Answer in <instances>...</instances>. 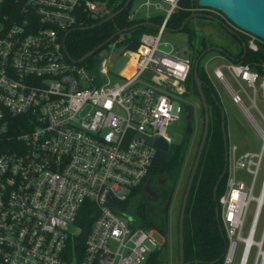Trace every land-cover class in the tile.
Wrapping results in <instances>:
<instances>
[{"label":"built area","instance_id":"built-area-1","mask_svg":"<svg viewBox=\"0 0 264 264\" xmlns=\"http://www.w3.org/2000/svg\"><path fill=\"white\" fill-rule=\"evenodd\" d=\"M160 1L166 7L144 3L146 10L164 11L160 27L140 35L137 47L125 52L129 75L120 72L111 82L105 59L95 76L63 51L65 33L107 15L105 2L0 0V264H146L162 246L153 238L158 229L134 225L121 204L159 151L150 139L159 136L170 147L165 127L182 119L178 100L188 93L192 61L173 47L158 48L165 24L179 10L205 11L242 36L246 51L256 53L264 42L218 11ZM222 67L233 84L219 67L215 78L261 140L258 153L228 145L225 189L217 197L226 238L222 264H234L238 245L235 264H264V171L254 196L264 159V115L256 105L257 94L264 96V62L228 60ZM240 170L249 184L238 178ZM83 210L91 221L78 242Z\"/></svg>","mask_w":264,"mask_h":264},{"label":"trees","instance_id":"trees-1","mask_svg":"<svg viewBox=\"0 0 264 264\" xmlns=\"http://www.w3.org/2000/svg\"><path fill=\"white\" fill-rule=\"evenodd\" d=\"M102 1L105 2L108 14H110L119 9L126 0ZM131 2L118 15L94 28L85 30L76 29L68 32L64 42L67 54L72 59L78 60L85 53L95 48L117 31L145 20L160 25L162 16H151L148 19L144 17L129 18L131 14ZM180 5L183 8L197 7V0H180ZM191 12L193 11L187 9L177 11L166 22V28H178ZM107 15L95 20H88L83 26L96 23ZM182 30H188L187 24ZM156 31L157 29L153 26H140L116 35L112 41H114L116 45H122L126 51L134 50L139 44V37L142 33H155ZM242 38L241 36V39ZM259 45L260 48L258 52L250 53L246 51L244 57L240 58L242 56V51L240 50L235 58H240V62L255 64L264 62V44L260 43ZM206 48L207 46L203 44L202 49L191 58L192 64L199 53ZM98 51L80 62L90 74L95 76H97V69L100 62V60L95 57ZM198 76L202 80V90L208 104L209 130L186 205L183 222V258L185 264H222V254L225 249L226 238L220 234L215 220L214 208L217 204V197L225 189L226 175L219 182L216 191V200L212 197L213 187L224 165V147L220 125L221 115L220 109L215 104L212 94L218 102L219 100L207 74L203 69H198ZM186 85L189 90L192 89L193 93L198 96L192 71H190ZM201 114L203 119L202 107ZM183 146L184 141H181L177 145L170 146L167 152L157 151L145 180L139 185L137 190L132 193L131 197L121 204V207L125 209L132 218L134 225L141 228H156L162 235L166 236V225L163 216H154L147 210V201L143 192V186L148 179L152 181L155 177L160 176L166 182V193L168 194L169 189L177 181L183 165L185 156ZM90 221L89 211L83 210L77 221V224L83 229L81 235L77 239L78 242L84 240ZM165 247L166 241L163 242L159 249L151 253L146 264H166V257H163Z\"/></svg>","mask_w":264,"mask_h":264},{"label":"rangeland","instance_id":"rangeland-1","mask_svg":"<svg viewBox=\"0 0 264 264\" xmlns=\"http://www.w3.org/2000/svg\"><path fill=\"white\" fill-rule=\"evenodd\" d=\"M146 1L156 4L159 3L162 7H166V5L160 0H132L130 12L138 13L139 17H144L146 15H149L150 17L164 15L163 10L155 9L153 7H151L150 10H146V7L144 6ZM204 13L207 12L204 11ZM172 29L173 27H167L161 36V40L170 43L173 47V51H176L179 57L190 56L193 58L196 55V52L202 49L203 43L206 44L207 47L215 46L222 48L232 57H235L241 50V44L236 37L225 31L218 23L207 18H191L187 23L188 30L173 31ZM183 49L186 50L183 51ZM125 52L126 50H124L122 45H116V43L112 41L96 53V58L99 60H106L109 68L107 76L111 82L118 80V74L120 72L123 75H129L130 73V55ZM226 64H228V59L224 54L211 50L201 58L198 69H203L207 74V77L211 85L214 87L217 98L225 113V128L227 132L228 145H236L238 151H254L258 153L261 148V140L259 136L254 131L249 121L245 118L242 111L232 102L230 95L227 93L223 85L213 74L214 69L219 67L226 81L230 85L233 84L231 78L226 73V70L222 67V65ZM103 82H106V78H103ZM184 101L193 106L195 130L193 137L191 138L192 141L190 142V148L187 151L184 163L181 167L168 207L166 218V236L162 235L160 232L153 233V238L157 243L161 244L163 241H166V247L164 248L163 254V257H166V264H178V213L202 127L201 107L197 95H188L184 97ZM243 103L246 107H249V102L245 98L243 99ZM256 105L264 115V96L260 93L257 94ZM249 113L252 117L258 118L256 111L253 108H249ZM178 123L179 122L165 127V132L171 138L170 146L177 145L182 141V131ZM263 171L264 159L261 163L260 171L256 179L254 196L258 195ZM237 175L238 178L242 179L246 184H249L250 178L244 173V171H238ZM155 178H157L154 180L156 184L158 183L157 181H159L158 179H163L160 176ZM253 210L254 203H251L247 209L246 227L243 235H246V228L252 218ZM263 219L264 211L260 217L259 227H261ZM239 252L240 247L238 245L234 254V264L239 256Z\"/></svg>","mask_w":264,"mask_h":264},{"label":"water","instance_id":"water-1","mask_svg":"<svg viewBox=\"0 0 264 264\" xmlns=\"http://www.w3.org/2000/svg\"><path fill=\"white\" fill-rule=\"evenodd\" d=\"M132 0H126L124 4L117 9L116 11L108 14L106 17L103 19L99 20L96 23H93L91 25L83 26L76 28L78 30H85V29H90L94 28L110 19L118 15L120 12H122L131 2ZM197 7L200 10H205V9H212L215 11L220 12L225 16V18L236 28L248 32L250 34H253L254 36L258 37L260 40L264 42V0H197ZM193 17H202V18H207L210 19L216 23H218L225 31L228 33L232 34L234 37L238 39V41L241 44V51H242V57L246 54V46L245 42L241 39L239 34L229 25H227L225 22L222 20L212 16L211 14L203 13L202 11H195L191 14H189L186 19L182 22V24L178 28H173V31H181L184 26L190 21L191 18ZM140 26H153L156 29L160 27L158 24H153L152 22L145 20L143 22H139L136 24H133L132 26L125 27L119 31H117L115 34L111 35L109 38L104 40L102 43L97 45L95 48L92 50L88 51L85 53L82 57H80L78 60L72 59L66 52L65 45H63V51L66 55V57L73 62L80 63L84 59H86L88 56H91L94 52L100 50L104 45L109 43L114 39V37L118 34H122L124 32H127L128 30H131L133 28H137ZM75 29V30H76ZM68 32L65 33L64 38H63V43L66 40ZM171 44L168 42L165 43H160L158 48L161 50H164L166 52H169L171 49ZM215 50L218 51L222 54H224L228 60L231 61H238L240 58H235L226 53L222 48L215 47V46H210L204 49L199 55L196 57L192 64V76L194 79V83L197 89L198 97L201 102V107L203 110V119H202V129H201V134L199 138V142L193 157V161L190 167V171L188 174V178L184 187L181 203H180V209L178 213V264H185L184 258H183V222H184V215H185V210H186V205L188 201V196L192 187V183L196 174V170L205 146V142L207 139L208 135V130H209V109H208V104L206 102L205 95L202 90V80L198 76V65L201 60V58L209 51ZM212 97L215 101V104L219 107L220 109V115H221V133H222V139H223V147H224V165L222 168V171L213 187L212 191V197L214 200H216V191L219 185L220 180L226 175L227 171V166H228V142H227V134H226V129H225V113L219 104V102L216 100L215 96L212 94ZM182 106V111H183V116H182V126H181V131L187 139H189L191 132L194 129V110L193 106L191 104H181ZM151 144L159 151L162 152H167L169 150V144L165 142L161 137H153L150 139ZM186 147H184L185 149ZM146 190L149 191V181L146 184ZM214 215H215V220L217 222L218 228L220 230V234L222 236L223 232L221 229L220 221H219V209L218 205H215L214 208ZM225 249H226V243H225ZM224 249V252H225ZM224 252L222 256L224 255Z\"/></svg>","mask_w":264,"mask_h":264},{"label":"flooded vegetation","instance_id":"flooded-vegetation-1","mask_svg":"<svg viewBox=\"0 0 264 264\" xmlns=\"http://www.w3.org/2000/svg\"><path fill=\"white\" fill-rule=\"evenodd\" d=\"M197 52H199V51H197ZM191 94H194L192 89H190V90L188 89V93L186 95H184L182 98H180L178 100V102H180L181 104L186 103L184 101V97H186L188 95H191ZM199 104H200V107H201L200 99H199ZM182 116H183V111H182ZM179 126L181 128L182 119H181V121L179 123ZM194 130H195V122H194V129L191 132L189 139H187V137H185L183 135V133H182V141H184L183 149H184V147H186L184 149L185 150V156H184V159H183V163H184L187 151L190 148V142L192 141L191 138L193 137ZM155 179H157V178H155ZM155 179H153L152 181L150 179H148L146 181V183L144 184V186H143V192H144V195H145V198H146V201H147V210L150 213H152L154 216L155 215L163 216L164 223L166 225L167 211H168V207H169V204H170L172 193L174 191V188H175V185H176L177 181L169 189L168 194H167L166 193L167 185H166L165 180L160 178V179H158L159 181L156 180L158 182L156 184V182L154 181ZM148 181H149V191L146 190V184H147Z\"/></svg>","mask_w":264,"mask_h":264},{"label":"crops","instance_id":"crops-1","mask_svg":"<svg viewBox=\"0 0 264 264\" xmlns=\"http://www.w3.org/2000/svg\"><path fill=\"white\" fill-rule=\"evenodd\" d=\"M236 57V56H235Z\"/></svg>","mask_w":264,"mask_h":264}]
</instances>
